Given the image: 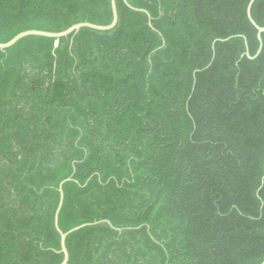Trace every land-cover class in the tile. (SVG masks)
<instances>
[{"label": "trees", "instance_id": "trees-1", "mask_svg": "<svg viewBox=\"0 0 264 264\" xmlns=\"http://www.w3.org/2000/svg\"><path fill=\"white\" fill-rule=\"evenodd\" d=\"M115 0L116 26L0 50V264L264 262V33L250 0ZM264 27V0L251 8ZM112 21L0 0V43ZM230 38L227 41H217ZM248 52L251 58L246 56Z\"/></svg>", "mask_w": 264, "mask_h": 264}, {"label": "water", "instance_id": "water-1", "mask_svg": "<svg viewBox=\"0 0 264 264\" xmlns=\"http://www.w3.org/2000/svg\"><path fill=\"white\" fill-rule=\"evenodd\" d=\"M122 1L124 2V4L128 8H130V9H132L134 11H139V12L145 13L147 15V17H148V20H149V26L151 27L149 14L145 10L135 9L132 6H130L126 0H122ZM255 1L256 0H250L248 2L247 8H246V14H247V18L250 21V23L257 30V39L259 41V49H258V52H257V54H258L260 52L261 48H262L261 34L264 33V27L257 26L255 24V22L253 21L252 17H251V8H252V6H253ZM110 5H111V12H112V21H111V23L109 25L98 26V25L87 23V22H83V23H78V24L72 25L68 29H66V30H64L62 32H59V33H50V32L38 31V30H27V31H24V32H21V33L17 34L10 41H8L6 43H0V50L1 51L6 50V49L10 48L11 46H13L20 39H22L24 37H28V36H37V37H44V38H61V37H67V36H69V35H71L73 33H76L81 28H88V29H91V30H94V31H99V32L110 31L116 26L117 21H118V14H117L115 0H110ZM229 39L230 38L223 39V40L217 39V40H215L213 42V46H214V43L217 42V41L224 42V41H227ZM246 56L248 58H251L249 56L248 52H246ZM70 181H72V178H67V179L61 181L59 183V185H58V188H57V191L59 193V202H58L55 214H54V228H55L56 232L59 234V237H60V251H59V253H61L63 255V259H62L60 264H68L69 257H68V252H67V249H66V246H65V241H66V238H67L68 235H70L71 233H73L75 231H78V230H80V229H82L84 227L97 225L99 223H106V224H108L110 226V223L108 221L103 220V221H100V222L82 224L80 226L72 228L71 230H69V231H67L65 233L62 232L59 229V227H58V215H59V212L61 210V207H62V204H63V199H64V194H63V189L62 188H63V185L65 183L70 182ZM261 264H264V262L261 263Z\"/></svg>", "mask_w": 264, "mask_h": 264}]
</instances>
